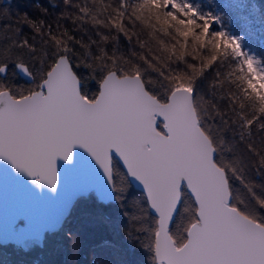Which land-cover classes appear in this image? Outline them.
<instances>
[{
  "label": "snow or ice",
  "instance_id": "obj_1",
  "mask_svg": "<svg viewBox=\"0 0 264 264\" xmlns=\"http://www.w3.org/2000/svg\"><path fill=\"white\" fill-rule=\"evenodd\" d=\"M150 2L175 9L167 11L170 19L164 23L170 28L173 21L179 25L175 27L180 38L179 61L199 60L202 49L203 54L212 52L205 57L207 63L199 67L187 63L191 71L176 72L157 59L140 58L144 67L109 55L101 47L99 55L88 51L87 58L78 56L89 68L104 69L100 90L92 93L91 85L74 71L71 37L66 40L49 33L39 49L27 39L13 40L0 49V73L7 72L5 61L14 57L30 83L9 86L0 82V157L54 188L56 161L70 159L74 145L87 149L106 171L115 153L128 174L145 187L156 213L151 230L154 264H264V215L239 195L233 197L230 178L235 175L244 182L242 168L237 166L242 161L222 156L217 160L224 144L222 138L217 139L222 130L207 124L203 113L213 110L225 128L234 119L221 115L213 101L201 98L198 106L193 100L196 79L206 67H219L221 56L227 55L226 34H210V18L199 15L190 4ZM112 24L123 31V21ZM32 26L41 33L40 27ZM228 43L237 57H243L239 70L246 73L245 98L260 105L258 112L245 113L246 105L240 103L237 114L241 140L256 157L259 170L264 168V88L252 77L255 74L264 82V70L245 56L237 40ZM24 48L34 54L38 65H44L41 72H33L23 56H14L13 49ZM49 48L54 49L51 56ZM172 54H176L175 45ZM150 71L165 83L151 77ZM245 183L252 192L251 183ZM253 196L258 208L264 209V198L254 192ZM178 223L180 228L174 233Z\"/></svg>",
  "mask_w": 264,
  "mask_h": 264
},
{
  "label": "trees",
  "instance_id": "obj_2",
  "mask_svg": "<svg viewBox=\"0 0 264 264\" xmlns=\"http://www.w3.org/2000/svg\"><path fill=\"white\" fill-rule=\"evenodd\" d=\"M210 1L211 7L204 2L196 7L199 12L206 10L212 14L210 34L224 32L225 43L237 40L245 56L253 58L256 66L264 70V0H208ZM78 3L80 0H72L71 3L66 0H0V49L13 40L22 39H27L39 49L41 39L47 38L49 33L66 40L71 37L69 44L74 49L71 57L74 71L83 82L91 85L92 93H98L104 69L99 66L89 68L80 61L79 55L86 57L88 51L99 55L102 47L109 55L122 56L147 66L138 56L133 55L144 51L134 39L81 20L82 14L76 7ZM167 10L175 11L172 6ZM196 19L198 23H203ZM32 25L40 27L41 33H37ZM104 36H108L109 40L104 41ZM231 50L234 51L233 48ZM53 51L54 49H48L50 56ZM13 53L14 56H23L24 62L30 65L33 72L42 71L44 65H38L33 60L34 54L27 48L13 49ZM200 53L204 57L212 54L211 50L203 54L202 49ZM188 60L193 61L191 57ZM201 60V57L195 60L198 67ZM242 60L243 57L231 59L222 55L219 67H206L204 75L196 79L198 83L194 88L193 100L198 106L201 98L213 101L221 115L233 117L234 123L225 128L223 119L216 116L213 110L203 113L207 124L222 130L217 139L222 138L224 144L221 145V152L217 153V160L222 156L228 161L236 162L237 158L242 161L237 166L242 168L240 175L244 177V182L235 175L230 178L233 197L239 195L264 215V209L258 208L253 196L254 192L256 196L264 198V168L258 170L256 157L241 140L238 125L240 120L237 118L241 111L240 103L246 105L245 113L258 112V106L260 107L243 94L247 85L244 79L246 73L239 70ZM5 62L8 64L7 71L12 73L7 76L6 84L24 86L30 83L15 72L17 63L14 57ZM170 68L180 72L187 68L186 61L178 60L174 64L170 62ZM149 74L162 84L165 83L155 72L150 71ZM2 77L0 73V81H7ZM198 90H201L200 95ZM114 164L119 171L122 169L115 159ZM125 182L121 183L120 190L119 185L113 186L115 199L108 203L98 201L93 192L79 197L63 225L55 232H46L41 239L30 238L37 241L34 244L32 240L26 244V239L20 244L16 241H0V264H154L151 230L156 226V216L149 211L144 195L129 183L127 175ZM245 182L251 183L252 192ZM179 228L180 224L172 231H178ZM61 249L65 252L61 253Z\"/></svg>",
  "mask_w": 264,
  "mask_h": 264
},
{
  "label": "water",
  "instance_id": "obj_3",
  "mask_svg": "<svg viewBox=\"0 0 264 264\" xmlns=\"http://www.w3.org/2000/svg\"><path fill=\"white\" fill-rule=\"evenodd\" d=\"M16 70L25 74L18 65ZM114 159L126 173L133 188L144 195L149 211L156 216L145 187L128 174L115 153L112 155L110 171H106L87 149L74 145L70 159L58 158L56 161L57 183L54 188L17 168L10 160L0 157V241H16L20 244L26 238H43L46 232L61 227L79 197L92 192L100 202L113 201Z\"/></svg>",
  "mask_w": 264,
  "mask_h": 264
},
{
  "label": "clouds",
  "instance_id": "obj_4",
  "mask_svg": "<svg viewBox=\"0 0 264 264\" xmlns=\"http://www.w3.org/2000/svg\"><path fill=\"white\" fill-rule=\"evenodd\" d=\"M71 3L72 0H66ZM127 5V6H125ZM81 20H86L97 28L115 30L134 39L144 50L133 55L138 58L157 59L162 65L174 64L180 57L179 36L174 27H168L164 21L170 19L167 10L150 2V0H80L76 5ZM123 21V31L113 26L112 21ZM176 46V54L172 47ZM192 49V44L189 46ZM191 52V51H189ZM187 62V61H186Z\"/></svg>",
  "mask_w": 264,
  "mask_h": 264
},
{
  "label": "rangeland",
  "instance_id": "obj_5",
  "mask_svg": "<svg viewBox=\"0 0 264 264\" xmlns=\"http://www.w3.org/2000/svg\"><path fill=\"white\" fill-rule=\"evenodd\" d=\"M178 2L179 3H181V4H184V3H187V4H190V5H192V7L196 10V7L199 5V3H202V2H204L208 7H211V1L210 2H208V0H178ZM169 6H171V5H169ZM222 10L223 11H227V10H225L224 8H222ZM167 11H170V10H167ZM197 11V10H196ZM198 13H199V15H202V16H204V17H206V18H210V20H212V18H211V13L210 12H208V11H206V10H203L202 12H199V11H197ZM233 12V11H232ZM196 18H198V17H196ZM223 26V25H222ZM191 44V42L189 43V45ZM231 44L230 43H223V47L224 48H226L227 49V56H229L231 59H236V58H238L235 54H234V51H232L231 50V48H232V46H230ZM189 51H191L192 52V49L191 50H189ZM193 54H197V53H193ZM199 57H201L203 60H201V63H207V60H205L204 58V56L203 55H201V53L199 54ZM204 57V58H203ZM187 63H196V65H197V67H198V65L199 64H197V62H195V61H187L186 62V66H187ZM15 72H17V70H16V66H15ZM181 71H191V69H183V70H181ZM9 73H11V72H6V73H2V75H3V79H5L6 78V80L7 81H0V82H3V83H5L6 84V82H8V75H9ZM11 75H12V73H11ZM252 79L255 81V84L256 85H259L260 87H261V85H263V88H264V82H262L255 74H253V77H252ZM198 83V81L196 80L195 82H194V88H196V84ZM10 86V85H9ZM257 91H259V88L257 89ZM198 93H199V95L201 94V90H198ZM258 109H259V106H258ZM125 179H126V173L124 172V170L123 169H120V171L117 169V165L116 164H114L113 165V186L114 185H116V187H119V190L121 189V183H124L125 182ZM126 183V182H125ZM119 185V186H118ZM95 195V194H94ZM156 219H157V217H156ZM176 227H179V223L177 224V226ZM174 232L176 233L177 231L176 230H174ZM65 234V233H64ZM49 238V237H48ZM35 239V238H34ZM34 239L32 240V239H30V238H26V240H27V242H26V244L28 243V242H30L31 240H32V243L34 244V243H36L37 241H34ZM39 244L40 245H44L42 242H39ZM65 251H62V249H61V253H64Z\"/></svg>",
  "mask_w": 264,
  "mask_h": 264
},
{
  "label": "flooded vegetation",
  "instance_id": "obj_6",
  "mask_svg": "<svg viewBox=\"0 0 264 264\" xmlns=\"http://www.w3.org/2000/svg\"><path fill=\"white\" fill-rule=\"evenodd\" d=\"M17 72H19V71L17 70ZM19 73H21L20 76H21L22 79L29 80L28 75H26V74L22 75V72L21 71ZM24 73H25V71H24Z\"/></svg>",
  "mask_w": 264,
  "mask_h": 264
},
{
  "label": "bare ground",
  "instance_id": "obj_7",
  "mask_svg": "<svg viewBox=\"0 0 264 264\" xmlns=\"http://www.w3.org/2000/svg\"><path fill=\"white\" fill-rule=\"evenodd\" d=\"M65 219H66V218H65ZM64 221H65V220H64ZM64 221L62 222L61 226L63 225ZM59 228H60V227H59ZM59 228H58V229H59ZM58 229H57V230H58ZM57 230H55V231H57ZM55 231H52V232H55ZM1 241H3V240H1Z\"/></svg>",
  "mask_w": 264,
  "mask_h": 264
}]
</instances>
